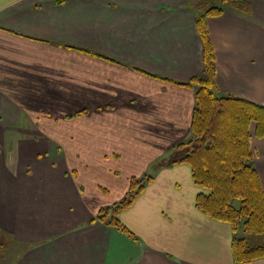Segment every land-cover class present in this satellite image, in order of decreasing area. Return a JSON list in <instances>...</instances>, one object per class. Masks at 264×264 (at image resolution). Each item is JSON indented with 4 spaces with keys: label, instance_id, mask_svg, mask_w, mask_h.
I'll return each instance as SVG.
<instances>
[{
    "label": "crops",
    "instance_id": "crops-1",
    "mask_svg": "<svg viewBox=\"0 0 264 264\" xmlns=\"http://www.w3.org/2000/svg\"><path fill=\"white\" fill-rule=\"evenodd\" d=\"M199 1L0 0V230L17 248L9 264H264V256L234 260L236 230L197 206L206 190L186 162L153 168L117 210L126 231L99 218L113 193L93 190L95 178L121 185L157 161L129 162L121 144L100 163L71 166L48 143L43 123L64 120L52 116L63 107L48 104L29 124L31 113L18 112L13 100L94 99L89 121L124 120L133 135L151 138V151H167L190 135L196 87L175 83L203 68ZM205 23L217 95L264 106V0H249V11L225 8ZM249 145L264 194V135L254 125ZM90 172L93 182L83 178Z\"/></svg>",
    "mask_w": 264,
    "mask_h": 264
},
{
    "label": "trees",
    "instance_id": "trees-1",
    "mask_svg": "<svg viewBox=\"0 0 264 264\" xmlns=\"http://www.w3.org/2000/svg\"><path fill=\"white\" fill-rule=\"evenodd\" d=\"M225 8L249 11V0H218L203 11L195 12L196 28L203 45V68L188 81L175 83L196 86L190 122L193 136L187 142L178 143L163 163L186 162L191 166L195 182L208 188V193L199 192L196 197L197 206L204 212L228 221L233 230L241 224L245 232L264 234V194L249 145L251 125H254L256 136L264 135V106L235 96H219L215 92L214 53L205 20ZM80 50L116 62L107 56ZM134 178L130 186H135L136 191L128 192L117 204L101 208L98 215L99 218L107 217V223L125 231L116 213L142 188V180ZM6 239L7 234L0 230V251ZM232 254L236 261L264 256V243L250 245L245 238L233 236Z\"/></svg>",
    "mask_w": 264,
    "mask_h": 264
},
{
    "label": "rangeland",
    "instance_id": "rangeland-1",
    "mask_svg": "<svg viewBox=\"0 0 264 264\" xmlns=\"http://www.w3.org/2000/svg\"><path fill=\"white\" fill-rule=\"evenodd\" d=\"M217 1L218 0H205V1L201 0L197 2V5L201 6V11H202L205 9V7L208 4L211 5L213 2H217ZM206 2H208V4H206ZM13 100H15V105L17 106L18 112L22 113L23 111L25 112L27 111L28 113L29 112L31 113L28 114L29 117H32L29 120H27L29 124L33 123L32 121H34L35 119L34 114H36L38 109L44 108L48 104L51 105V103H53L54 108L63 107V109L59 108V110H63L64 112L59 111L58 113H54L52 116L57 117V116H62V114H65L64 120L63 119L57 120L58 124H56L57 121L52 122L48 118V121H43V123L47 122L48 134L46 135V137H48L49 139L48 143L52 144L54 150H57L56 153L61 155L66 162L70 163L71 166H72L71 163L76 164V161H80L84 163H95V164L100 163L99 162L100 160L104 159L105 157L106 158L109 157V155L112 153L113 154L116 153L115 151L120 149L119 145L121 144L127 145L126 154L128 156L126 155L125 160H129V162L132 159H134L136 156L141 157V159L143 158L148 159L151 156V158L153 160H156L157 162L153 164V167L150 166L144 168V170L141 173L137 174L138 175L137 179L138 180L141 179L143 182L142 188L145 185V183L151 178L152 172L154 170L153 168L157 166H163L164 165L163 162L169 159L170 155L173 153L174 149L176 148V145H178V143L180 142H187L193 136L192 132L190 131V135L183 138H177L176 139L177 142L171 148H168L167 151L154 152L150 150L151 148L148 145L149 143H147V139H149L151 143V138L133 135L134 130H130L124 124V120L119 121L118 119L112 118L110 115H107V117L100 116L99 118H97L98 120L93 123L92 121H89L87 114L88 112L87 107L89 101H92L94 99H77L78 101H75L76 99H13ZM96 100L102 101L103 99H96ZM27 101L29 104L27 103ZM74 111H76L75 114L77 118L75 117L74 119H71L72 117L69 116L70 112L73 113ZM66 113H69V115ZM43 123L42 125H40L41 127L35 126L33 128L41 130L42 126H44ZM122 126L125 127L122 128ZM61 128L64 129L63 130L64 132L67 130L68 133L63 135L61 133ZM122 132L128 134V136L126 134H123ZM129 144H132V146ZM70 169L71 167L68 168V170ZM92 173L94 172H90L89 175L85 173V175H83V178H85L86 180L90 178V181L92 180L93 182V179L91 177ZM75 174L76 172L73 173V175ZM98 174L103 175L104 173L98 172ZM132 177L134 178L136 176H132ZM132 177L128 178L127 183H123L121 185L115 183H107L108 181L105 183L103 179L95 178L96 183L94 185L93 190L95 191L99 190L104 192V191H109V188H112L110 192L113 194L111 196H108L106 200L112 202L111 203L112 205L117 204L122 200V199H117V200L115 199V197H118L116 195L117 193L125 192L124 195L127 196L128 192L131 193L136 191L135 186L132 188L130 186V180L133 179ZM83 178H79L81 182L83 181ZM82 185L85 184L82 183ZM142 188H140L138 191L142 190ZM204 188L206 190V193H208V188L206 187ZM112 205H108V206L105 205V207H109ZM236 235L244 236L250 244H254L257 242L261 243L264 241V234L245 232L242 229V227L236 229ZM16 251L17 248L14 245H12L7 238L6 244L3 245V249L0 251V264H9L10 261L17 254Z\"/></svg>",
    "mask_w": 264,
    "mask_h": 264
}]
</instances>
